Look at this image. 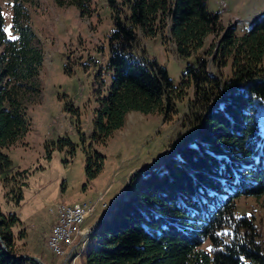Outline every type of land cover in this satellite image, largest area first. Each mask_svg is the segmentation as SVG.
Returning a JSON list of instances; mask_svg holds the SVG:
<instances>
[{
	"label": "trees",
	"instance_id": "obj_1",
	"mask_svg": "<svg viewBox=\"0 0 264 264\" xmlns=\"http://www.w3.org/2000/svg\"><path fill=\"white\" fill-rule=\"evenodd\" d=\"M55 1L75 5L81 14L90 8V0ZM107 2L112 76L105 94L103 79L96 76L91 139L105 142L129 111L167 117L188 87L196 128L192 139L158 168L134 173L131 190L93 227L82 264H264L253 222L237 214L235 205L241 195L264 193V133L256 117L259 109L264 112V11L237 35L235 25L223 26L206 0ZM11 7L9 36L0 5V146L15 144L30 130L28 108L41 89L43 52L29 11L22 0H13ZM209 34L214 40L202 50ZM146 36H160L187 58L178 86L141 46ZM103 158L97 150H86L88 179L97 175ZM10 168L0 151V180ZM11 179L25 185L20 177ZM21 223L16 212L0 205V264H36L13 257L16 240L24 237Z\"/></svg>",
	"mask_w": 264,
	"mask_h": 264
},
{
	"label": "rangeland",
	"instance_id": "obj_2",
	"mask_svg": "<svg viewBox=\"0 0 264 264\" xmlns=\"http://www.w3.org/2000/svg\"><path fill=\"white\" fill-rule=\"evenodd\" d=\"M22 1L29 11L36 43L43 52L41 89L28 108L30 130L15 144L0 146L11 161V168L1 174L0 205L3 210L16 212L21 219L25 232L15 242L17 255H34L45 264H82L81 253L88 245L90 228L117 198L131 190L134 173L158 168L164 159L174 156L175 148L192 139L196 128L192 113L195 107L189 108L193 90L188 87L183 98L175 100L167 117L159 112L129 111L124 124L105 142L93 141L92 120L98 104L96 76L103 79L104 94L112 76L107 60L113 22L107 0H90L89 11L84 14L75 5H60L55 0ZM12 2L0 0L4 29H8L9 36L13 35ZM206 2L210 10L220 13L223 26L235 25L237 35L245 33L251 21L264 11V0ZM212 40L214 36L207 35L202 50ZM141 44L150 57L166 68L173 85L178 86L187 58L178 56L172 44L163 42L160 36L143 37ZM229 64L223 73L229 71ZM256 117L264 133V112L259 109ZM88 149L104 156L101 169L92 179L87 178L84 168ZM12 176L24 179L25 185L11 179ZM95 201L94 211L82 223L90 227L82 231L81 242L72 247L61 243L59 256L51 251L47 237L55 220L54 204L64 206L73 202L86 206V202ZM235 205L237 214L246 215L253 222L256 237L264 248V193L241 195L235 199Z\"/></svg>",
	"mask_w": 264,
	"mask_h": 264
},
{
	"label": "built area",
	"instance_id": "obj_3",
	"mask_svg": "<svg viewBox=\"0 0 264 264\" xmlns=\"http://www.w3.org/2000/svg\"><path fill=\"white\" fill-rule=\"evenodd\" d=\"M95 203L96 201L86 202V206H73V202L66 206L54 204L52 210L55 220L47 237V245L51 251L59 256L61 243L74 241L75 246L76 242H81L82 231L90 227H84L82 223L94 211ZM68 230H75V237H68Z\"/></svg>",
	"mask_w": 264,
	"mask_h": 264
},
{
	"label": "water",
	"instance_id": "obj_4",
	"mask_svg": "<svg viewBox=\"0 0 264 264\" xmlns=\"http://www.w3.org/2000/svg\"><path fill=\"white\" fill-rule=\"evenodd\" d=\"M163 164V161L161 162V164H159L158 165V167L160 166V165H162ZM149 170V169H148ZM148 170H145V171H148ZM144 172V171H143ZM125 196V195H124ZM124 196H120L119 198H117L115 201H117V200H119V199H121V198H123ZM114 203V202H113ZM113 203H112V205H113ZM106 214H107V212L105 213V214H103L100 218H99V220L98 221H100L102 218H104L105 216H106ZM0 241H2L1 240V237H0ZM4 248H5V251L7 252V248L4 246ZM13 257L14 258H26V259H30V260H33L36 264H45L39 257H36V256H34V255H29V254H19V255H13Z\"/></svg>",
	"mask_w": 264,
	"mask_h": 264
},
{
	"label": "bare ground",
	"instance_id": "obj_5",
	"mask_svg": "<svg viewBox=\"0 0 264 264\" xmlns=\"http://www.w3.org/2000/svg\"><path fill=\"white\" fill-rule=\"evenodd\" d=\"M66 205H69V204H66ZM66 205H64V206H66ZM73 206H84V205L76 204V205H73ZM93 227H94V225H93ZM93 227L90 228V231H92ZM74 236H75L74 231L73 230H68V237H74ZM65 243H68L70 245L72 243V241H66Z\"/></svg>",
	"mask_w": 264,
	"mask_h": 264
},
{
	"label": "snow or ice",
	"instance_id": "obj_6",
	"mask_svg": "<svg viewBox=\"0 0 264 264\" xmlns=\"http://www.w3.org/2000/svg\"><path fill=\"white\" fill-rule=\"evenodd\" d=\"M5 31H8V29H5Z\"/></svg>",
	"mask_w": 264,
	"mask_h": 264
},
{
	"label": "crops",
	"instance_id": "obj_7",
	"mask_svg": "<svg viewBox=\"0 0 264 264\" xmlns=\"http://www.w3.org/2000/svg\"><path fill=\"white\" fill-rule=\"evenodd\" d=\"M94 225V224H93Z\"/></svg>",
	"mask_w": 264,
	"mask_h": 264
}]
</instances>
